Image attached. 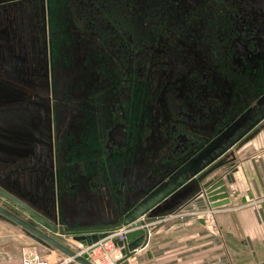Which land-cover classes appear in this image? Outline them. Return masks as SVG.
I'll list each match as a JSON object with an SVG mask.
<instances>
[{"label": "flooded vegetation", "instance_id": "obj_1", "mask_svg": "<svg viewBox=\"0 0 264 264\" xmlns=\"http://www.w3.org/2000/svg\"><path fill=\"white\" fill-rule=\"evenodd\" d=\"M84 46L68 100L58 55ZM263 124L264 0H0V193L17 202L0 207L42 232L30 205L112 189L114 222L175 176L168 195L214 176Z\"/></svg>", "mask_w": 264, "mask_h": 264}, {"label": "crops", "instance_id": "obj_2", "mask_svg": "<svg viewBox=\"0 0 264 264\" xmlns=\"http://www.w3.org/2000/svg\"><path fill=\"white\" fill-rule=\"evenodd\" d=\"M2 137L0 150L3 146L10 148ZM70 152L71 148H67L66 153ZM212 175L223 180L227 203L211 207L205 194L196 195L181 209L155 222L144 248L137 249L125 260L114 250L112 256L117 264H264V124L240 143L229 165ZM85 182L86 173L83 186ZM121 195L110 189L105 195L93 191L85 194L82 190L80 195L67 196L63 214L68 219L64 221L92 224L115 220V206L125 196ZM56 238L75 251L83 248L70 236L57 235ZM227 238L232 246H228ZM113 243L105 241L106 245ZM45 248L40 254L49 264L64 259L55 250ZM243 251L247 255L245 261L238 256Z\"/></svg>", "mask_w": 264, "mask_h": 264}, {"label": "water", "instance_id": "obj_3", "mask_svg": "<svg viewBox=\"0 0 264 264\" xmlns=\"http://www.w3.org/2000/svg\"><path fill=\"white\" fill-rule=\"evenodd\" d=\"M240 134L241 133L238 135ZM194 173L195 171L191 174ZM182 183L183 180L181 177L175 176L168 184H165L162 189L145 198L136 207L130 209L126 214L114 222L63 228L61 225H58V221L64 220L65 218L68 219V216H66L65 213L63 214V210L65 209L64 204L66 203L64 200L61 203L59 202L58 213L54 212L52 216H48L32 205H30L32 207L31 210L25 208L27 212L31 214V218L40 224L45 232L36 229L2 207H0V215L7 217L30 232V237L35 242H39L45 247L56 249L79 264L93 263L87 260L85 253L78 254L73 250V247L63 244L58 238H56L57 235L70 236L73 241L78 242L85 247L108 239V233L117 229L121 225L129 224L131 230L125 234V240L120 241L116 240L115 237L112 238L118 247H122L120 253L125 260L134 254L137 249H142L146 246L149 233L155 226V222H161L164 217L181 209L184 204L195 198L196 195L202 193L205 194L206 200L211 207L227 203V193L225 191L223 180L217 179L216 176H212V178H209L204 182H201L196 178H191L184 183L179 190L168 195L175 186ZM0 194L12 202H15L14 198L8 194ZM15 203L17 204V202ZM38 216H42V218H39Z\"/></svg>", "mask_w": 264, "mask_h": 264}, {"label": "rangeland", "instance_id": "obj_4", "mask_svg": "<svg viewBox=\"0 0 264 264\" xmlns=\"http://www.w3.org/2000/svg\"><path fill=\"white\" fill-rule=\"evenodd\" d=\"M85 45L87 46V44ZM86 46L80 49V50L84 49V51L80 52L81 54L79 53L78 55L72 54L70 50H67V52L63 54L62 57L60 54L58 55L59 63L57 64L60 65V74L61 75L64 74V76L66 75L64 84H67V86L65 88L66 92H64V94H65V97L68 96V100H71L72 98L71 96L75 94L74 92L71 93L75 87L79 90L78 92H80L79 96L81 94H82L81 95L82 97L86 96L85 90L87 88V83L80 81V80H86L89 78V72H90L89 54L86 49ZM72 63H73V66L70 65ZM68 65H70L69 71H67ZM72 70L75 73H73ZM84 76H86V78ZM69 105L71 106V102H69ZM67 109L70 111L69 108ZM84 118H81L80 120L81 121L80 128L82 127V129L83 127H86V117ZM82 119L84 120L85 123L82 122L83 121ZM68 126H70L69 128V131H70L69 135H70L71 134V124L68 123ZM227 240H228L227 243L229 244L228 246H232L230 238H227ZM42 246L43 245L41 243L34 242L32 239H30V237H28L25 234L22 227L16 224L15 222L4 221L0 219V264H19V262L21 264L22 252L25 249L32 250V251L34 250V252H37V254L42 257L40 252L46 251V248L44 246H43L44 248H42ZM232 248L235 249L234 247ZM49 249L55 250L57 254L62 256L63 258L67 257L54 248H49ZM238 256L243 261H245L247 257L245 251L240 252ZM57 261L58 260H55L51 264H59ZM73 262H76V261H74L73 259H70L69 261L63 264H71Z\"/></svg>", "mask_w": 264, "mask_h": 264}, {"label": "built area", "instance_id": "obj_5", "mask_svg": "<svg viewBox=\"0 0 264 264\" xmlns=\"http://www.w3.org/2000/svg\"><path fill=\"white\" fill-rule=\"evenodd\" d=\"M131 230V226L128 225H121L117 229L111 231L108 233L107 238L103 241H99L96 244H92L90 246H85L76 252L78 254L85 253L86 258L88 261H90L93 264H117L116 258L112 256V252L114 250L118 251L120 253V250L122 247H118L114 240H112L113 237L116 238V240L123 241L125 240V234ZM106 240H112L114 241L113 244L106 245ZM71 258L66 257L63 260H61L59 263H66ZM21 264H49L46 259L39 256L36 252L32 250H23L22 256H21Z\"/></svg>", "mask_w": 264, "mask_h": 264}]
</instances>
